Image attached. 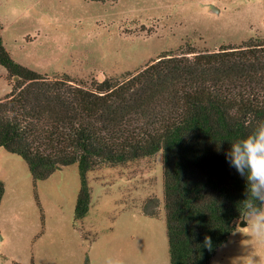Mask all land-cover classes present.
<instances>
[{"label": "trees", "instance_id": "16d2710c", "mask_svg": "<svg viewBox=\"0 0 264 264\" xmlns=\"http://www.w3.org/2000/svg\"><path fill=\"white\" fill-rule=\"evenodd\" d=\"M0 64L11 80L0 97V146L21 156L35 180L77 163L79 219L90 205L89 169L162 151L170 264H209L245 214L246 182L225 152L264 120V37L182 46L134 72L84 82L17 62L0 33ZM3 191L0 180V200ZM151 208L144 213L156 215Z\"/></svg>", "mask_w": 264, "mask_h": 264}, {"label": "rangeland", "instance_id": "374dc122", "mask_svg": "<svg viewBox=\"0 0 264 264\" xmlns=\"http://www.w3.org/2000/svg\"><path fill=\"white\" fill-rule=\"evenodd\" d=\"M0 26L17 62L89 82L134 72L182 46L210 50L264 37V0H0ZM10 89L0 64V97ZM86 177L90 205L77 219V163L35 180L21 156L0 146V264H84L86 257L103 264L110 255L123 264H170L162 151L96 166ZM145 205L158 213L145 214ZM239 221L209 264L264 257Z\"/></svg>", "mask_w": 264, "mask_h": 264}, {"label": "clouds", "instance_id": "9594fccd", "mask_svg": "<svg viewBox=\"0 0 264 264\" xmlns=\"http://www.w3.org/2000/svg\"><path fill=\"white\" fill-rule=\"evenodd\" d=\"M230 167L245 179L246 198L241 201L247 217L245 233L264 247V120H259L248 134L230 143L225 152ZM211 247V238L205 237ZM103 264H123L117 256H106ZM243 264H264V257L246 254Z\"/></svg>", "mask_w": 264, "mask_h": 264}, {"label": "water", "instance_id": "95a60500", "mask_svg": "<svg viewBox=\"0 0 264 264\" xmlns=\"http://www.w3.org/2000/svg\"><path fill=\"white\" fill-rule=\"evenodd\" d=\"M214 10H217V8H214ZM239 226H244L246 225V220H245V214L241 217L240 221L238 222Z\"/></svg>", "mask_w": 264, "mask_h": 264}]
</instances>
